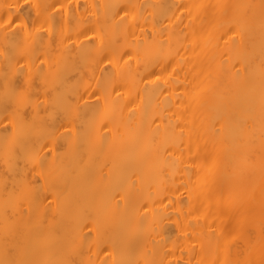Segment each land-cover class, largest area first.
<instances>
[{"label":"bare ground","instance_id":"bare-ground-1","mask_svg":"<svg viewBox=\"0 0 264 264\" xmlns=\"http://www.w3.org/2000/svg\"><path fill=\"white\" fill-rule=\"evenodd\" d=\"M0 264H264V0H0Z\"/></svg>","mask_w":264,"mask_h":264}]
</instances>
